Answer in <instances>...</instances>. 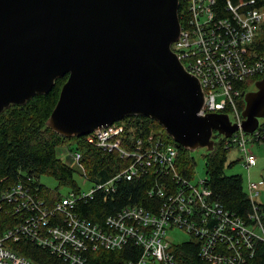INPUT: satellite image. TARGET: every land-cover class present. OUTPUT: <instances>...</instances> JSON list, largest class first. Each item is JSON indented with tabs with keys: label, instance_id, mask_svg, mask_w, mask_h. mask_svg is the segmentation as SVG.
Listing matches in <instances>:
<instances>
[{
	"label": "built area",
	"instance_id": "1",
	"mask_svg": "<svg viewBox=\"0 0 264 264\" xmlns=\"http://www.w3.org/2000/svg\"><path fill=\"white\" fill-rule=\"evenodd\" d=\"M181 1L185 23L172 49L206 91L201 113L225 112L238 122L240 129L228 138L227 146L238 144L246 166H253L258 156L248 150V144L264 141V121L250 134L241 128L243 117L238 103L246 89L238 85L264 76V44L261 46L257 40L258 28L264 24V7L241 10L246 2L238 5L228 0L224 9L229 15H224L217 11V0ZM144 131L140 116H132L84 136L102 151H116L129 161L114 176L92 185L90 190L69 191L48 202L38 195L30 177L1 189L0 207L12 206L22 212L23 219L0 236V264H41L5 245L9 239L23 237L69 264H84L88 252L100 247L120 249L129 242H135L142 250L132 264H172L174 243L167 234L171 228L190 233L200 242L201 256L213 264H244L255 240H264V223L257 206L250 216L256 220L253 225L235 217L213 199L206 178L196 185L193 178L180 174L174 143L154 133L145 135ZM72 155L77 163L80 153ZM150 170L157 180L148 190L149 195L164 200L158 211L129 205L107 217L105 225L92 223L76 211L80 201L93 198L97 191H115L118 182L141 178ZM263 186V179L249 180L248 193L253 201Z\"/></svg>",
	"mask_w": 264,
	"mask_h": 264
},
{
	"label": "water",
	"instance_id": "2",
	"mask_svg": "<svg viewBox=\"0 0 264 264\" xmlns=\"http://www.w3.org/2000/svg\"><path fill=\"white\" fill-rule=\"evenodd\" d=\"M180 0H0V114L68 75L46 126L85 136L132 116L157 120L181 146L214 149L240 129L202 114L205 92L172 49ZM241 128L264 119V76L244 93Z\"/></svg>",
	"mask_w": 264,
	"mask_h": 264
},
{
	"label": "trees",
	"instance_id": "3",
	"mask_svg": "<svg viewBox=\"0 0 264 264\" xmlns=\"http://www.w3.org/2000/svg\"><path fill=\"white\" fill-rule=\"evenodd\" d=\"M228 0H217L216 8L219 14L229 15L224 7ZM234 4L246 2L241 10L250 7H264V0H230ZM184 2H180L179 16L184 25ZM186 14V12H185ZM264 27V26H263ZM68 75L59 78L54 87L45 94H36L23 105H11L0 114V190L9 188L18 180L30 177L38 195L48 202L62 197L59 187L67 186L70 191L84 190L83 185L76 179L79 174L86 183L95 185L105 182L114 174L127 166L128 160L121 158L119 153L104 152L89 143L84 136L68 137L61 135L47 127L46 121L58 101L62 85ZM263 76L250 78L245 85H238L247 89L248 84ZM241 110L244 108V98L238 103ZM228 111V110H225ZM128 117H125L126 119ZM145 128L144 134L154 133L161 135L165 140L172 142L178 149L177 170L183 176L193 178L196 165L192 151L178 144L166 132L165 128L155 119L148 116L140 117ZM216 143L212 151L205 154L206 181L212 190V197L219 201L224 209L247 224L256 222L250 216L257 206L260 220L264 223V203L253 201L244 188L241 174H227L226 167L234 165L235 161L228 162L227 158L231 146H227L228 139L219 134L214 136ZM61 146H70L72 153H80L77 163L70 165L58 153ZM40 175H49L56 178L58 186L49 188L40 182ZM156 174L150 170L143 177L134 180H122L117 183L115 191H97L93 198L82 200L77 204L76 211L80 217L92 223L105 225L107 217L118 214L129 205H142L150 211H158L163 204V198L150 196L148 190L156 184ZM23 219L21 211L12 206L0 207V236L8 229L18 225ZM6 246L41 264H69L53 254L47 248L38 245L29 238L19 240L9 239ZM175 255L172 264H213L201 256L200 242L193 238L171 246ZM141 247L135 242H129L120 249L98 248L88 252L84 264H132L141 255ZM244 264H264V240L256 239L252 252L246 253ZM164 264V263H160Z\"/></svg>",
	"mask_w": 264,
	"mask_h": 264
},
{
	"label": "rangeland",
	"instance_id": "4",
	"mask_svg": "<svg viewBox=\"0 0 264 264\" xmlns=\"http://www.w3.org/2000/svg\"><path fill=\"white\" fill-rule=\"evenodd\" d=\"M264 24L261 25L258 31L257 35V40L262 46L264 44ZM254 78V77H253ZM256 78V77H255ZM260 77L259 79H261ZM258 80V79H257ZM254 80L252 83L248 84L247 89H251L254 84ZM246 89V91H247ZM245 107V106H244ZM264 121V119L261 118V123ZM70 146H61L58 148V153L61 155V157H64V161L67 162L70 165L75 164V160L73 158V153L71 151ZM248 150L253 152L257 157V162L255 165L247 167L245 162H244V154L241 152L238 144H233L231 145V148L229 150V155H228V162L235 161L234 165L231 167L227 166L226 167V173L227 174H241L243 177V183H244V188L248 192V183L249 180H254V181H261L262 179L264 180V141H254V142H249L248 144ZM192 155L195 157L196 165L194 168V174H193V179L192 183L196 184L202 179L206 178V169H205V162H206V149L205 148H195L193 150ZM76 179L78 182H80L85 190H90L92 187V184L86 183L85 179L80 176L79 174H76ZM39 180L41 183L44 185L48 186L49 188H55L58 186V181L56 180L55 177L49 176V175H40ZM60 192L62 194H67L70 191V188L67 186H61L59 187ZM260 197L262 198V202L264 203V187L260 189V196H258L257 201L259 202ZM168 236H170L171 242L174 244H179L188 240H192L193 237L190 233L185 232L184 230L180 228H171L168 230Z\"/></svg>",
	"mask_w": 264,
	"mask_h": 264
},
{
	"label": "crops",
	"instance_id": "5",
	"mask_svg": "<svg viewBox=\"0 0 264 264\" xmlns=\"http://www.w3.org/2000/svg\"><path fill=\"white\" fill-rule=\"evenodd\" d=\"M263 181H264V180H263ZM263 187H264V186H263ZM263 187H262V188H263ZM259 196H260V195H259ZM259 202L263 203V202H262V198H261V197H260V200H259Z\"/></svg>",
	"mask_w": 264,
	"mask_h": 264
}]
</instances>
